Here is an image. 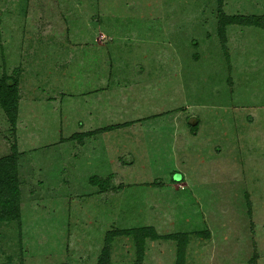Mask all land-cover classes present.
<instances>
[{
  "label": "rangeland",
  "instance_id": "1",
  "mask_svg": "<svg viewBox=\"0 0 264 264\" xmlns=\"http://www.w3.org/2000/svg\"><path fill=\"white\" fill-rule=\"evenodd\" d=\"M264 16V0H222ZM218 0H0V78L18 80L0 158L20 219L0 264H264V29ZM175 179V180H174Z\"/></svg>",
  "mask_w": 264,
  "mask_h": 264
},
{
  "label": "trees",
  "instance_id": "2",
  "mask_svg": "<svg viewBox=\"0 0 264 264\" xmlns=\"http://www.w3.org/2000/svg\"><path fill=\"white\" fill-rule=\"evenodd\" d=\"M219 1L217 33L221 46L226 44V26L244 25L264 29V16H227L222 10V0ZM18 80L7 75L0 78V107L9 123L14 126L18 113ZM11 153L0 158V222L10 223L20 219V182L17 173L18 152L15 144L10 147ZM175 180V179H174ZM116 235L133 236L137 247L136 264H142L144 255V242L146 239L154 240L157 235L152 228L117 231ZM107 237L100 253L97 264H110V248ZM171 238L180 240L178 264H182L185 236L173 235Z\"/></svg>",
  "mask_w": 264,
  "mask_h": 264
}]
</instances>
